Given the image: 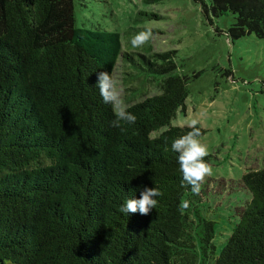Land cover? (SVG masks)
<instances>
[{
	"label": "trees",
	"instance_id": "trees-1",
	"mask_svg": "<svg viewBox=\"0 0 264 264\" xmlns=\"http://www.w3.org/2000/svg\"><path fill=\"white\" fill-rule=\"evenodd\" d=\"M209 10L236 16L232 38H264V0ZM173 54L141 56L143 70L170 74ZM120 58L140 67L120 33L76 26L74 0H0V264H264V169L239 181L251 200L218 254L215 223L171 148L191 130L171 125L188 78L164 79L161 94L129 107L135 123L114 128L96 83ZM145 186L162 192L156 208L121 213Z\"/></svg>",
	"mask_w": 264,
	"mask_h": 264
},
{
	"label": "rangeland",
	"instance_id": "rangeland-1",
	"mask_svg": "<svg viewBox=\"0 0 264 264\" xmlns=\"http://www.w3.org/2000/svg\"><path fill=\"white\" fill-rule=\"evenodd\" d=\"M210 7L211 0H74L77 27L120 33L123 51L138 60L140 67H131L120 58L114 71L128 105L161 94L170 75L188 78L186 110L171 125L185 127L197 118L206 130L200 140L212 175L201 187V212L215 223L219 254L239 222L236 209L251 200L239 181L264 169V38H232L236 16L215 17L206 12ZM145 27L153 29L152 40L133 48L132 37ZM168 52L174 53L170 74L143 70L141 56Z\"/></svg>",
	"mask_w": 264,
	"mask_h": 264
},
{
	"label": "clouds",
	"instance_id": "clouds-1",
	"mask_svg": "<svg viewBox=\"0 0 264 264\" xmlns=\"http://www.w3.org/2000/svg\"><path fill=\"white\" fill-rule=\"evenodd\" d=\"M153 29L145 27L143 30L136 33L131 39L133 48L143 47L148 44L153 38ZM102 100L105 104L112 106L115 119L110 121V126L120 128L122 122L133 124L136 121V116L128 111L130 105L124 100V88L120 81L116 78L114 72L101 71L97 73V83ZM200 120L193 118L187 125L191 130L185 135L175 139L171 148L178 153V163L180 172L182 173L183 183L191 187V192L199 195L201 187L207 177L212 175V167L205 160L208 156L207 146L201 142V130L198 127ZM49 161L44 160L45 166ZM162 195V192L157 187H143L140 191V198L128 199L120 206L119 211L128 216L129 213H137L140 215H149L152 209L157 206V199ZM182 208L188 207V202H183Z\"/></svg>",
	"mask_w": 264,
	"mask_h": 264
}]
</instances>
